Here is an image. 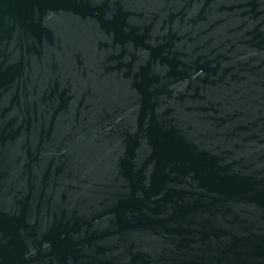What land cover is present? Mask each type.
<instances>
[{
	"label": "water",
	"instance_id": "95a60500",
	"mask_svg": "<svg viewBox=\"0 0 264 264\" xmlns=\"http://www.w3.org/2000/svg\"><path fill=\"white\" fill-rule=\"evenodd\" d=\"M0 264H264V0H0Z\"/></svg>",
	"mask_w": 264,
	"mask_h": 264
}]
</instances>
